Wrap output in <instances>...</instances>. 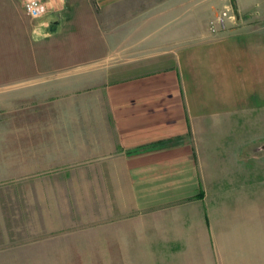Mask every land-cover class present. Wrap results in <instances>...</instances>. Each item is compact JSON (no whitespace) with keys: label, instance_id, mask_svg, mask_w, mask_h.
Listing matches in <instances>:
<instances>
[{"label":"crops","instance_id":"obj_1","mask_svg":"<svg viewBox=\"0 0 264 264\" xmlns=\"http://www.w3.org/2000/svg\"><path fill=\"white\" fill-rule=\"evenodd\" d=\"M220 2L46 0L33 17L0 0L8 213L32 199L17 183L45 184V216L86 184L107 205L90 215L111 217L105 262L264 264V132L248 127L264 122V34L193 31ZM21 135L46 138L37 162L17 161Z\"/></svg>","mask_w":264,"mask_h":264},{"label":"rangeland","instance_id":"obj_2","mask_svg":"<svg viewBox=\"0 0 264 264\" xmlns=\"http://www.w3.org/2000/svg\"><path fill=\"white\" fill-rule=\"evenodd\" d=\"M232 1L237 17L240 16V19L230 20L226 29L211 32V20L206 16H196L197 22H193V31H199L203 36L208 34L221 36L231 29L247 28L254 33L264 34V0H243L246 9L242 10L236 6L235 0ZM222 5L223 1L221 0L216 7L217 13ZM193 7L197 6L194 4ZM194 15H198V13L196 12ZM251 114H255L256 118L249 119L251 120L248 126L250 131L263 133L264 122L259 118L262 113L252 112ZM238 131L244 132L245 128L238 129ZM45 139L44 136L36 135L17 136V145L21 150L26 151L17 152V161L37 162L39 151L41 148H45V146L42 147ZM48 146L54 147L53 142ZM31 176H35V174ZM18 184H16L17 193L23 192L25 188L29 192L31 188L32 199L24 200L22 197L17 199L15 216L8 213V201L6 199L0 201V264H115L105 262L107 259L104 257L105 249L102 246L105 235L110 232V228L104 225L111 223L109 221L111 217L90 215L92 211L101 213L107 208L101 194L96 193L95 197L89 198L91 194L89 195L87 192L86 184H80V191L73 194L70 191L73 185L66 184L64 188H68L71 192L67 191L69 197L74 196L75 198L69 200L66 198V192L64 194L57 192L63 203L59 210L65 214L45 216L42 213L43 209H40L39 206L38 193H35L38 190L41 191L40 186H45V184L36 183V186L34 183L31 185ZM6 191L1 190V192ZM27 203H31L32 207H28ZM69 203L74 205L77 203L79 206L71 208ZM93 203L97 206L95 209L91 207ZM19 205L21 206L19 207ZM64 205L69 207L63 208Z\"/></svg>","mask_w":264,"mask_h":264},{"label":"built area","instance_id":"obj_3","mask_svg":"<svg viewBox=\"0 0 264 264\" xmlns=\"http://www.w3.org/2000/svg\"><path fill=\"white\" fill-rule=\"evenodd\" d=\"M26 6L33 17H40L45 11L46 0H19ZM220 11L210 21L211 32H218L227 28L230 20H236L237 14L232 0H222Z\"/></svg>","mask_w":264,"mask_h":264}]
</instances>
